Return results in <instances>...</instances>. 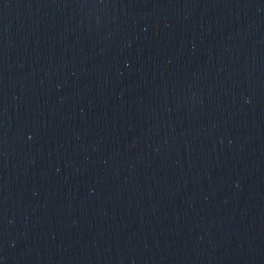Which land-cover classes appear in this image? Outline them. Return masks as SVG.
<instances>
[{"label": "water", "instance_id": "95a60500", "mask_svg": "<svg viewBox=\"0 0 264 264\" xmlns=\"http://www.w3.org/2000/svg\"><path fill=\"white\" fill-rule=\"evenodd\" d=\"M0 264H264V0H0Z\"/></svg>", "mask_w": 264, "mask_h": 264}]
</instances>
